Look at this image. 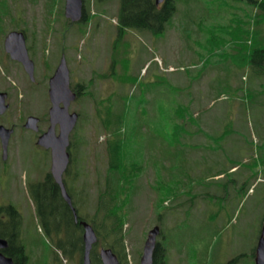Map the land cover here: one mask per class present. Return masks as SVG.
<instances>
[{"label": "rangeland", "instance_id": "1", "mask_svg": "<svg viewBox=\"0 0 264 264\" xmlns=\"http://www.w3.org/2000/svg\"><path fill=\"white\" fill-rule=\"evenodd\" d=\"M0 2H5L0 6V90L10 91V109L0 119L15 124L11 165L19 170L21 184L8 197L22 212L27 253L33 240L49 257L56 248L43 235L36 237L41 224L25 187L49 171V153L37 146V133L22 124L29 115L47 116L48 79L63 54L71 86L84 83L87 89L69 105L79 118L70 133L72 161L66 179L85 199L79 212L91 218L108 166L106 142L113 129H104L100 113L109 106L119 112L125 108V126L119 129L130 142L125 148L129 155L123 156L125 162L130 156L143 166L124 208L127 264H139L154 225L160 227L157 240L165 246L166 264H224L233 257L235 264H254L252 253L264 229V74L255 64L235 58L238 49L232 47L223 51L227 59L221 54L219 62L201 67L211 32L221 34L218 28L228 24L230 32L251 30V7L237 0H177L164 33L127 28L115 43L119 0H84L88 15L83 22L65 17V0ZM12 29L24 31L32 45L34 81L21 66L6 61L3 39ZM247 42L239 56L251 49ZM116 44L117 59L112 56ZM177 103L203 131L194 134L198 125L188 123L190 132L171 143ZM46 126L44 121L39 128ZM223 132L221 141L211 138ZM26 157L35 159V170L20 169ZM101 247L96 244L95 255Z\"/></svg>", "mask_w": 264, "mask_h": 264}, {"label": "trees", "instance_id": "2", "mask_svg": "<svg viewBox=\"0 0 264 264\" xmlns=\"http://www.w3.org/2000/svg\"><path fill=\"white\" fill-rule=\"evenodd\" d=\"M237 1L250 6L252 9L251 30H237L233 27L234 30L230 32L229 28L232 26L228 24L223 28H218L222 30L221 34H215L212 31L207 39L210 50L201 67H208L214 62H219L218 60H221V58L216 59V57L221 56V54L227 59L229 56H226L223 51L225 48L232 47L238 49V54L235 55V58L238 57L241 61L247 60V62L255 64L256 71L264 74V0ZM0 6H5V2H0ZM176 11L177 0H162L159 4H156L155 0H119L115 43L122 39L127 28L146 29L153 34L164 33L168 22L173 18ZM86 15L88 14L84 12L82 18H87ZM246 32L247 34L245 35ZM248 33H251V40L248 38ZM248 40L249 44H251V49H249V52L244 57L243 55L239 56V49H241V46L245 42L247 44ZM117 47L118 45L116 44L114 46L115 55H112L115 59H117ZM214 47H217V49L213 50ZM114 58L112 59L111 68L116 61ZM75 88L78 97L87 93L84 83L77 84ZM117 110V108L113 110L109 106L106 110L101 111V113L98 112L100 113L101 123L104 129H113V131L112 136L107 138L106 152L108 166L103 179V187H100L97 193L98 198L91 218L88 219L84 216L86 214L79 212L81 207L84 208L85 202V199L79 194L80 192L75 193L73 189L69 188L67 191L72 198V204L76 212L75 217L68 204L62 198L60 189L49 172L44 174L42 180L31 187L29 191L30 199L34 204L35 216L38 218L43 229V236L51 240L56 247L61 248L63 246L61 241L63 239L76 238L75 235H72L71 231L78 230L82 232L83 228L80 221L86 220L93 226L98 235L99 242L104 246L110 247L118 259L120 261L123 259V264H127L124 245L125 235L123 233L127 215L124 208L136 192L137 186L135 187L134 178L143 170V166L133 161L130 156H127L128 160L126 159L127 161L125 162L123 155H129L128 151L125 153V148L129 145L128 142L130 140L125 141L123 139L119 128L121 125L125 126L124 117L126 110L125 108H123V112ZM183 110L182 105L177 103L173 109V114H171L172 119H176L172 124L174 132L171 135V143L175 139H181L180 135L184 132H190L186 128L188 123L190 125L195 123L198 125L197 129H193L194 134L203 131L198 121L191 120L193 118L192 113L187 112L185 114ZM114 116L115 118H113ZM150 119L148 123H150ZM225 135L226 133L223 132V134L214 135L211 138L221 141ZM146 141L145 137L143 142L145 143ZM215 147L217 149L220 148L219 145ZM1 212L6 214V219H1L0 221V233L1 236L9 238L11 247L8 251L15 257V264H26V259H28L25 244L27 237H24L22 234V213L15 205L0 206ZM77 239L80 242L79 251L81 253L83 248L82 238L79 236ZM33 241L38 243L37 240ZM162 244L160 241L156 242L153 264H166L165 246ZM252 255L254 256V251ZM91 257L92 264H94V252ZM236 258L233 257L224 264H235ZM96 262H99L98 258Z\"/></svg>", "mask_w": 264, "mask_h": 264}, {"label": "water", "instance_id": "3", "mask_svg": "<svg viewBox=\"0 0 264 264\" xmlns=\"http://www.w3.org/2000/svg\"><path fill=\"white\" fill-rule=\"evenodd\" d=\"M161 1L162 0H155L156 4H159ZM82 7V0H65L64 14L71 21H78L82 17ZM4 44L5 50L9 52L12 58L18 59L22 62L30 78L33 79L34 65L33 61L28 56L23 33L16 30L10 31L5 37ZM48 94L51 102L48 111L49 125L47 129L38 136L36 142L45 148H50V173L58 184L61 195L71 206L75 214L70 196L68 195L63 182V172L69 163V135L77 122L78 113L75 111H69V104L75 99L76 93L70 88L69 69L63 56L61 57L54 73L49 78ZM4 96V93H0V112H4L7 108V105L3 103ZM37 122L38 118L30 115L27 117L24 126L37 130ZM56 125H58V132H56L55 129ZM10 132L11 129L0 124L3 152H5V144ZM81 223L84 230V251L82 261L83 264H90V249L92 244L96 241L97 235L89 223L86 221H82ZM159 230V226L155 225L147 232L139 264H153V251ZM5 244L6 241L0 238V246H4ZM99 256L102 264H119L118 259L111 248H101ZM254 263L264 264V229L261 230L257 241ZM0 264H12V261L9 257L4 256L0 252Z\"/></svg>", "mask_w": 264, "mask_h": 264}, {"label": "flooded vegetation", "instance_id": "4", "mask_svg": "<svg viewBox=\"0 0 264 264\" xmlns=\"http://www.w3.org/2000/svg\"><path fill=\"white\" fill-rule=\"evenodd\" d=\"M31 46L32 45L26 43V47H27L28 54H29L30 57L33 56L32 52H30ZM3 47H4V44H3ZM4 52H5V50H4ZM6 55L8 57V58H6V61L8 59L10 62H13V63L18 64L19 66H21V68L23 69L24 73L27 75L26 70L24 69L23 64L19 60L13 59L10 56L9 53H6ZM0 66L2 68V65L1 64H0ZM30 80L31 81H34V79L32 80L31 78H30ZM0 93H4L5 94V96H4V102L3 103H5L7 105L6 110L4 112H0V117H1L3 114H5L10 109V102H9L10 91H8V90H0ZM47 98H48V102H49V105H48V110H49L50 100H49V96H48V88H47ZM48 110H47V114H46L47 116L45 118H43L42 116H36L38 118V122H37L38 129L37 130H34L32 128H28V127H24L23 124H22V128L25 129V130H27V131H32V132L37 133V137H38L43 131H45L47 129V127L49 125ZM44 121L47 122V126L44 129L43 128L42 129L39 128L40 123H42ZM23 123H24V121H23ZM0 124L3 125V126H5L8 129H11V132L9 133V136L7 137V140H6L5 152H3V142H2V138L0 136V206H9V205H15V206H17L16 203H15V199H12V198H9L8 197V195H10V193L12 191H13V193L15 195V193H16L15 190L16 191L21 190L20 176L18 175L19 174L18 173L19 170L16 171L15 170L16 167H14V166L11 165L12 157H13L12 154L14 152V147H15V143H16V140H15V138H16V136H15V124H12V123L9 124L7 121H2L1 119H0ZM36 144H37V146L43 148L47 153H49L50 163H51L50 148H45L44 146L38 144L37 142H36ZM68 151H69V155H70V158H69L70 163H69V166L66 168V170L63 173V180H64V184H65V187H66L67 190L70 187L68 186V182H67V179H66V175L69 173L70 164H71V161H72V155H71L70 147H68ZM21 161H22V163H21L20 169L22 167H24V168H28V170H30V171L32 169L35 170V163L36 162H35V159L34 158H32L30 160V158L26 157V158L21 159ZM23 162H25L27 164V166H24ZM30 164H33L34 166L33 165L30 166ZM21 170H23V169H21ZM48 172L50 173V171H48ZM38 182L39 181L35 182V181H30L29 180L28 181V184L26 183V186L25 187H26V190H27L28 194L30 192L29 191L30 188L33 187V186H35ZM22 200L23 199H20V201H22ZM68 206H69L70 210L72 211L71 206L69 204H68ZM2 211L4 212V210H2ZM3 212L0 213V221H1V219L2 220H5L6 219V214H4ZM23 226L26 227V224L23 225ZM22 230H23L22 231V234L24 235L25 234L24 228ZM71 232H72V235H75L76 236V238H68L67 240L66 239L61 240L62 243H63V246L61 248H58L57 251H53V254L50 253V257H49L48 251H46L45 249H43L40 244H36L34 242L35 245L32 247L31 254H28L27 251H26V255L28 257V259H26V264H44L45 259H47L48 263H49L50 259H52L53 264H61L59 260H61V261L67 260V261H71V262L72 261L73 262L77 261L76 264H79L80 263V251H79L80 242H79V239H77V238L79 236H81V238H82L83 231L80 232L78 230H72ZM39 235L40 236L43 235L42 226H40L37 229L36 237L38 238ZM0 238L4 239L6 241V244L4 246H0V252L4 256L9 257L11 259V261H12V264H15V257L13 255H11L9 253V251H8V249L11 247L10 246L11 244H10L9 238H6L4 236H1V233H0ZM82 242H83V239H82ZM154 250H155V248H154ZM153 258H154V251H153ZM119 264H123V259H121V261H119Z\"/></svg>", "mask_w": 264, "mask_h": 264}]
</instances>
